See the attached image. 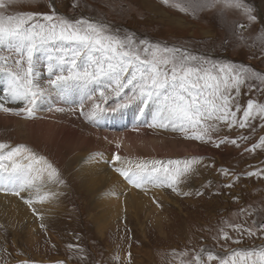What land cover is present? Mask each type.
<instances>
[{"label": "rangeland", "instance_id": "obj_1", "mask_svg": "<svg viewBox=\"0 0 264 264\" xmlns=\"http://www.w3.org/2000/svg\"><path fill=\"white\" fill-rule=\"evenodd\" d=\"M244 2L254 20L243 10L220 6L181 11L175 5L183 0H169L168 4L163 0H14L0 12L34 13L33 23H46L43 16L54 15L71 22L102 24L108 34L121 39L131 37L134 46L140 49L159 46L178 49L177 55L195 56L213 75L218 74L220 66L264 74V48L261 47L264 0ZM71 48L69 44L61 46L57 42L35 54L34 64L41 84L46 86L49 79L48 65H56L60 57L71 58ZM0 55L11 58L9 65L19 58L4 45H0ZM77 62L84 64L83 58ZM87 85V92L80 95L75 90L85 85L48 88V96L39 99L29 115L22 110L23 103L8 99L9 78L0 74V104L14 109L12 112L0 110V143L9 146L4 152L24 146L37 159L44 158L40 164L47 175L51 171L47 163L58 173L51 179L47 176L56 196L52 213L42 214L30 208L31 227L24 229L0 222V264H190L196 255H201L205 264H219V258H228L234 251L264 249V228L259 227L264 225V144L260 143L264 137V127H261L264 120L254 112L256 118L249 121L254 130L209 120L205 128L208 124L216 125L211 139L208 136L195 139L200 129L181 131L178 125L174 127L160 115L161 103L156 98L129 99L138 95L135 82L119 94L107 79ZM101 90L104 98L100 96ZM90 95L92 100L87 99ZM233 96L239 106L238 111L233 106V111L237 119H242L250 100L264 105V83L249 78ZM94 103L105 111L90 118L86 114ZM58 108L64 111H57ZM40 119L43 123L55 120L58 126L64 127L60 126L55 136L50 133L42 136L38 132L34 136L25 125L38 126L42 124ZM15 121H22L23 125ZM162 123L166 126L161 127ZM122 134L141 143L140 153L120 151L121 146L117 147L115 142L107 149L100 145L101 140ZM225 138L228 142L217 147ZM28 155V151H23L20 157L25 159ZM116 155L120 156L119 161L114 159ZM170 160L181 163L168 165ZM157 161L173 171L188 165L189 171L180 175L173 185L176 190L150 182L134 186L138 194L149 197L148 208L133 215L132 210L123 206V213L115 220L105 223L106 226L98 223V216L104 212L100 206L101 195L95 188L88 190L83 185L82 168L97 163L114 170L126 182L116 167L127 169L143 164L151 169L160 167ZM106 189L102 188L103 201H106ZM126 192H120L122 197ZM27 193L20 192L18 196ZM124 200L121 202L126 205ZM235 225H240V229ZM224 233L230 239H223ZM209 252L218 259L208 261Z\"/></svg>", "mask_w": 264, "mask_h": 264}, {"label": "snow or ice", "instance_id": "obj_2", "mask_svg": "<svg viewBox=\"0 0 264 264\" xmlns=\"http://www.w3.org/2000/svg\"><path fill=\"white\" fill-rule=\"evenodd\" d=\"M13 2L14 0H0V9L6 10ZM163 2L168 4L169 0ZM175 6L181 11L202 6H220L222 9L243 10L250 20L255 19L250 14L251 10L245 6L244 0H183V3H177ZM35 16L34 13L6 15L0 12V45H4L6 50L14 52L19 57L9 65L11 58L0 55V74H6L9 78L8 99L11 102L23 103L25 109L22 110H26L29 115L32 114L37 101L48 94V88L65 89L74 84H99L103 79H107L115 85L117 94L121 89L135 82L138 95L129 99L156 98L161 103L160 115L174 127L178 125L181 131L189 128L200 129V132L194 136L195 139H203L204 136L211 139V131L216 130V125L208 124L205 128L204 124L209 120L224 121L229 127L238 124L240 128L251 127L253 130L254 126L249 121L256 118L254 112L264 120V105H258L251 100L243 111L242 119H237L236 112L233 111V106L237 111L239 110L233 93H238L240 85L249 78L264 83V74L249 73L247 69L236 70L232 66H220L218 74L213 75L197 57L187 54L177 55L178 49L159 46L140 49L134 46L131 37L121 39L119 36L108 34L102 24L84 20L71 22L62 17L54 18V15H44L43 20L46 23L39 21L33 23ZM57 42L61 46L71 45L72 56L60 57L56 65L51 63L48 65L49 79L45 86L38 79L39 73L36 71L34 56L41 49ZM261 47L264 48V41ZM82 58L84 64H78L77 61ZM49 59L51 60V57ZM212 67L217 68L216 65ZM221 73L223 75H220ZM129 76L130 78H127ZM206 92L207 96H205ZM100 96L104 98L103 90L100 91ZM87 99L92 100L93 97L90 95ZM0 110L14 111L13 108L4 107L2 104ZM57 111L64 109L58 108ZM103 111L105 109L94 103L86 115L95 118ZM164 126L166 125L162 123L161 127ZM261 127H264V124H261ZM242 138L246 139V137ZM227 142L226 138L222 139L216 146L219 147L221 143ZM231 143L236 144V141L232 140ZM260 143L264 144V137H261ZM255 147L256 145H253V148ZM8 148L7 144L0 143V181L6 180L12 184L15 194L19 195L20 191L28 190L38 179H42L39 172L33 176L32 171L33 163L38 164L44 161V158L37 159L24 146L12 148L5 153L4 150ZM23 151L29 152V155L24 157L31 161L27 165L16 159ZM114 159L119 161L120 156L116 155ZM155 163L160 164V167L153 166L149 169L146 165L138 164L135 168H117L116 171L134 186L139 187L146 182L158 183L172 187L173 191L176 190L173 185L177 183L178 177L189 171L187 164L183 169L173 171L159 161ZM180 163L172 160L167 162L168 165ZM47 169L51 170L48 172L49 179L58 175L51 163H47ZM5 173L7 176L4 175ZM227 186L231 187V185ZM26 202L31 204V200ZM234 227L239 230L241 226ZM259 227L264 228V225ZM248 232L252 234L250 230ZM223 239L228 240L230 237L224 233ZM207 259L213 261L218 257L209 252ZM190 264H205V262L201 255H196ZM219 264H264V249L237 250L228 258H219Z\"/></svg>", "mask_w": 264, "mask_h": 264}, {"label": "bare ground", "instance_id": "obj_3", "mask_svg": "<svg viewBox=\"0 0 264 264\" xmlns=\"http://www.w3.org/2000/svg\"><path fill=\"white\" fill-rule=\"evenodd\" d=\"M87 87H88V85H85L81 89L77 88L75 90V94L77 93L80 95L82 93H85V91H86L85 89ZM48 98L49 97H47L46 99H48ZM48 101L49 100H47V102ZM45 104H46V101H45ZM7 116H3L1 118H7ZM1 120H3V119H1ZM54 121H52L50 119L47 123H43L45 121H42V124H40L38 126L37 125L36 126L30 125L27 123H24V124H27V125H25L26 129L28 130L29 133H32L34 136L35 135L37 136V132L42 134V136H43V134L45 135L46 133H50V134H53L55 136L56 131L59 129V127L61 125L58 126V124ZM18 122H20V121H18ZM18 122H16V123H18ZM32 124H34V123H32ZM61 127H64V126H61ZM23 132H24V130H23ZM71 133H72V131H71ZM75 133H74V135H75ZM87 138L88 137H86L83 140H86ZM110 138H111V136H110ZM82 142H84V141H82ZM112 142H115L117 144V147L121 146L118 148H120L119 150L123 151V152L125 150H128L129 152H132V153H140V150H141L140 146H142V145H140L141 143L136 142L134 137H131L129 135H123V134L115 136L112 139L101 140L100 145H102L103 147H105L107 149V148H111ZM149 143H150V141H149ZM180 149H181V147H180ZM121 154H122V152H121ZM85 158H86V156H85ZM17 160L22 162L25 165H27L31 162L30 160L23 159L20 156H19V159H17ZM5 163H9V162L5 161ZM102 165H104V164L102 163ZM83 166H84V163H83ZM116 168H118V167H116ZM38 172L40 173L42 179H38L36 181L35 185H33L28 190L20 191V192H28L26 195H24L22 197L15 195V188L13 187L12 184L8 183L6 180L0 181V222H2V224L4 223L5 225L8 224V226H10V227H17L19 229H24L25 227H31L30 221L28 220L30 217V208L37 209L42 214L52 213L55 210V208H56V206L54 205V202H56V198H55L56 196H55V192H54L55 190L54 189H53L54 191L52 190L51 184L47 179L48 175L44 171L43 166L40 163H38V164L34 163L32 175L36 176ZM116 174L114 173V170H109L107 167H104V166L101 167L97 163L85 165L80 172V178L82 180L83 185H85L88 190H92L95 188L97 190V192L101 195L100 206H103L102 210L104 212H102L97 218L98 223H100L101 225H105V223L107 224L111 220H115L118 216H120L123 213L122 211L124 210V207L125 208L127 207V210L128 209L132 210L133 215L134 214L137 215L138 212H141L145 207L148 208V206L151 203L149 197L138 194L136 192V189L134 188L133 184L129 183L127 180H125L126 182L122 181L121 178H119ZM4 175L7 176V173H5ZM104 187L107 188L106 189L107 194H106V199H105L106 201H103V198L105 196L103 194L102 188H104ZM122 191H127L125 193V195H126L125 197H122V195L120 193ZM119 193L121 196H118ZM107 196H109V199H107ZM123 199H125L124 201L126 202V205L122 204L121 201ZM28 200H31V204L26 202ZM17 232H18V230H17Z\"/></svg>", "mask_w": 264, "mask_h": 264}]
</instances>
